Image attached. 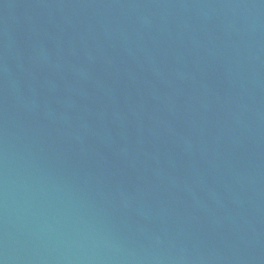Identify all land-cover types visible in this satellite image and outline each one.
<instances>
[{
    "label": "water",
    "instance_id": "obj_1",
    "mask_svg": "<svg viewBox=\"0 0 264 264\" xmlns=\"http://www.w3.org/2000/svg\"><path fill=\"white\" fill-rule=\"evenodd\" d=\"M0 264H264V0H0Z\"/></svg>",
    "mask_w": 264,
    "mask_h": 264
}]
</instances>
